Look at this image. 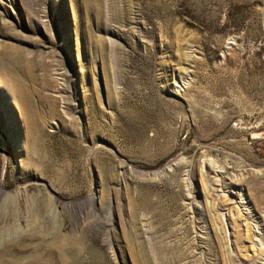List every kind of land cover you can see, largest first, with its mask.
I'll use <instances>...</instances> for the list:
<instances>
[{"label": "rangeland", "instance_id": "374dc122", "mask_svg": "<svg viewBox=\"0 0 264 264\" xmlns=\"http://www.w3.org/2000/svg\"><path fill=\"white\" fill-rule=\"evenodd\" d=\"M0 264H264V0H0Z\"/></svg>", "mask_w": 264, "mask_h": 264}, {"label": "bare ground", "instance_id": "6f19581e", "mask_svg": "<svg viewBox=\"0 0 264 264\" xmlns=\"http://www.w3.org/2000/svg\"><path fill=\"white\" fill-rule=\"evenodd\" d=\"M1 256V255H0ZM1 258V257H0Z\"/></svg>", "mask_w": 264, "mask_h": 264}]
</instances>
